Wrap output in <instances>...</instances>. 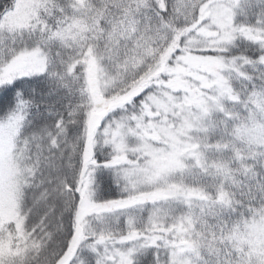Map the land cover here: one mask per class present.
I'll return each instance as SVG.
<instances>
[{
	"label": "snow or ice",
	"instance_id": "obj_1",
	"mask_svg": "<svg viewBox=\"0 0 264 264\" xmlns=\"http://www.w3.org/2000/svg\"><path fill=\"white\" fill-rule=\"evenodd\" d=\"M0 264H264V0H0Z\"/></svg>",
	"mask_w": 264,
	"mask_h": 264
}]
</instances>
